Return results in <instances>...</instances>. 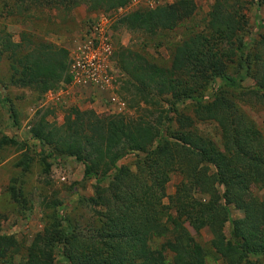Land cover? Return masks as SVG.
<instances>
[{
    "label": "trees",
    "instance_id": "obj_1",
    "mask_svg": "<svg viewBox=\"0 0 264 264\" xmlns=\"http://www.w3.org/2000/svg\"><path fill=\"white\" fill-rule=\"evenodd\" d=\"M24 1L12 5L20 10ZM32 1L70 11L80 3L90 10L110 9L130 0ZM245 4V0H215L208 12L207 34L196 32L176 42L170 66L122 49L120 61L131 75L136 95L149 105L158 103L156 96L170 94V110L178 129L172 130V119L166 113L150 118L152 111L150 116L137 118L114 115L105 124L92 110L84 116L74 109L75 118L67 115L62 127L42 122L41 116L32 127L33 134L49 138L52 144L58 138L64 152L83 161L84 175L95 177V194L88 202L95 205L100 224L92 237L69 234L57 228L58 224L46 228L35 235L24 255L14 234H0V264H55L52 251L60 245H64L65 264H156L164 258L165 250L172 251L173 264H206L204 249L188 226L194 232L209 230L212 246L228 264H264V132L237 101L257 104L264 111V33L247 49L238 39L248 21L242 12ZM195 7L193 0H175L130 12L120 21L129 29L150 34L175 27ZM0 34L1 39L3 32ZM23 38L30 39L27 33ZM4 45L18 55L22 44L6 35ZM25 45L28 47H22L26 52L19 61L27 83H39L44 90L50 82L70 80V61L63 50L46 41ZM247 76L254 78L252 85L240 82ZM209 85L212 96L207 101L204 91ZM186 99L195 105V119L219 123L222 148L194 129L193 118L178 110L177 103ZM128 151L138 152L132 162L135 172L128 165L117 166ZM142 152L145 154H139ZM94 166L99 169L94 171ZM174 169L181 171L185 180L166 202L165 183ZM197 188L210 199L193 198L191 193ZM231 203L244 215L233 218ZM66 221L73 224L71 219ZM227 221L229 234L225 233ZM159 237L162 239L156 244Z\"/></svg>",
    "mask_w": 264,
    "mask_h": 264
},
{
    "label": "rangeland",
    "instance_id": "obj_2",
    "mask_svg": "<svg viewBox=\"0 0 264 264\" xmlns=\"http://www.w3.org/2000/svg\"><path fill=\"white\" fill-rule=\"evenodd\" d=\"M14 1L21 0H0V32H3L0 39V234H14L20 242V252L24 255L35 235L44 232L46 228H56L58 224L57 228H64L69 234L78 232L92 237L100 224L96 219L98 216L94 210L95 205L91 206L88 202V198L95 194V177L84 175L83 161L64 152L59 147L58 138L52 144L49 138L36 137L32 127L37 125L41 116H44L42 122L47 120L62 127L67 115L75 118V110L78 114L84 113V116L85 111L92 110L105 124L114 115L137 118L150 116L149 112L152 111L151 118L166 113L172 119V130L178 129V121L172 118L175 113L170 110V94L156 96L158 103L148 105L142 101L131 86V75L124 69L120 54L123 48H128L150 61L170 66L176 42L183 41L196 32L207 34L208 12L215 0H193L197 7L187 18L175 27L150 34L138 28L129 29L121 23L120 18L130 12L150 10L175 0H130L125 5L110 9L99 7L92 10L80 3L70 11L34 3L32 0L22 2L18 10L12 5ZM245 1L242 12L246 14L248 21L238 39L246 43L247 49L264 33V0ZM24 33L29 35L28 41L23 38ZM6 35L22 44L18 55L4 45ZM40 41L49 42L67 54L70 80L50 82L44 90L39 83L26 82L19 59L26 52L23 50L28 47L25 44ZM84 45H89L88 51L96 53L104 66L105 71L99 82L78 83L73 78L75 58L79 53L77 48ZM237 69L235 67L231 73L236 74ZM253 79L247 76L240 82L248 86L253 84ZM204 93L208 95L206 100L210 101L211 85ZM237 101L264 132V111L257 104L250 105L239 99ZM177 107L193 118L194 129L216 141L222 148L219 123L213 119H195V105L189 99L178 102ZM162 132L166 133V129H162ZM158 138L159 135L155 138V143ZM10 139L15 141L6 142ZM135 153L138 152L124 153L117 166L128 165L135 172L137 167L132 163ZM93 169L96 171L99 166H94ZM181 180H185L181 171H170L165 183L168 194L166 202H169V196L175 193ZM252 190L256 192L254 185ZM257 192L259 195L263 194L261 191ZM191 195L201 201L210 199L209 195L200 192L198 188ZM229 210L233 218L244 215L234 203L229 204ZM67 219L73 221L76 229L73 224L70 226L67 223ZM230 226L227 221L226 234L230 233ZM188 230L202 245L206 264H228L212 246V234L209 230L202 228L199 232H194L190 226ZM161 239L162 237L157 238L156 244ZM63 248L64 245L53 248L55 264H65L62 262ZM19 253L15 254L16 260L20 258ZM172 255V251L165 250L164 258L156 264H173Z\"/></svg>",
    "mask_w": 264,
    "mask_h": 264
},
{
    "label": "built area",
    "instance_id": "obj_3",
    "mask_svg": "<svg viewBox=\"0 0 264 264\" xmlns=\"http://www.w3.org/2000/svg\"><path fill=\"white\" fill-rule=\"evenodd\" d=\"M89 50V45L77 48L79 52L75 58L76 64L73 78L78 83H96L99 82L104 74V66L100 62L96 53ZM87 51V52H86Z\"/></svg>",
    "mask_w": 264,
    "mask_h": 264
}]
</instances>
